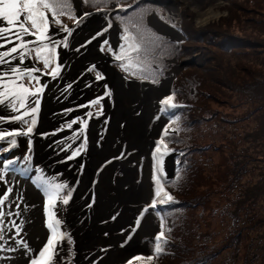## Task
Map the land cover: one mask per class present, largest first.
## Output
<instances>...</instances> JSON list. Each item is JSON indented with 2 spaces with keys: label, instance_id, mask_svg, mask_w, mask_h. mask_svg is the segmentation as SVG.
<instances>
[{
  "label": "bare ground",
  "instance_id": "obj_1",
  "mask_svg": "<svg viewBox=\"0 0 264 264\" xmlns=\"http://www.w3.org/2000/svg\"><path fill=\"white\" fill-rule=\"evenodd\" d=\"M77 1L79 17L88 13L87 19L94 16L100 21L103 16L107 19L102 23L95 20L89 27H83L82 22L60 28L50 22L43 39L37 35L24 37L29 42L28 49L50 42L56 48L57 61L52 73L47 72L30 51L23 59L18 52L0 62V91H19L18 84L26 86L22 81L24 78L31 79V82L37 79V88L26 86L28 89L36 91L43 88L38 94L39 113L33 133L17 139V150L21 156L27 151L35 158L36 164L23 166L15 163L10 168L15 167L18 169L16 173L36 180L37 184L43 176L67 185L65 191L71 190L69 203L57 202L53 210L60 220L59 231L65 235L68 230L75 240V264H119L129 256L147 251L148 245H143L141 240L145 237L153 239L159 230L151 214L138 225L135 221L154 194L152 153L164 136L163 130L169 121L163 115L159 119L156 117L159 115V101L170 93L172 78L151 86L118 73L112 66V62L117 65L116 59L100 48L105 41H110L113 46L117 43L115 36L119 30L111 12H85L81 1ZM197 4L200 3L195 2L194 5ZM173 8H178L175 3ZM213 8L214 5L200 11L198 23L213 21L219 14ZM5 26L6 22H0V27ZM66 29L71 31V35ZM101 32L102 35L97 36ZM167 32L175 34L173 30ZM8 35L14 43L0 39V53L19 47L16 37L11 33ZM86 41L91 42L82 47ZM12 68L20 69L21 73L12 72ZM34 69L40 71H32ZM93 69L100 70L103 79H97ZM175 71L173 68L170 76ZM28 72L31 76L23 75ZM109 91L110 97L107 96ZM36 98L24 94L28 107ZM88 113L93 115L88 116ZM19 114L13 111L11 104L0 105V117ZM82 122L87 123V143L74 158H69L81 148L84 137H78L76 133L83 128ZM69 123H72L71 128L67 127ZM22 124L21 121L5 119L0 122V131H23ZM161 148L164 153V145ZM1 156L0 153V167L4 168L9 160L17 162L14 155L9 158ZM172 156V152L164 154L166 176L174 167ZM12 174L13 171L6 170L3 180H0V194L12 188L4 207L6 215L0 221L4 228L0 245L6 248L3 252L0 247V264H30L32 259H39L40 250L51 236V232L48 235L45 229L47 198ZM22 242L31 251H26ZM61 244L55 263L66 256L65 242Z\"/></svg>",
  "mask_w": 264,
  "mask_h": 264
},
{
  "label": "rangeland",
  "instance_id": "obj_2",
  "mask_svg": "<svg viewBox=\"0 0 264 264\" xmlns=\"http://www.w3.org/2000/svg\"><path fill=\"white\" fill-rule=\"evenodd\" d=\"M160 1L167 4V6L171 2L169 6L170 8L166 7V9L163 6L153 5L157 2L156 0H131L126 6H117V9L121 8L119 13L113 15V21L119 30L117 37L115 36L117 43L113 46L110 41H105L102 46H100L101 51L114 58L113 54L115 50H118L119 48L118 55L124 57L123 60L127 61L129 57V49L126 50V47L129 42L124 40L123 37L125 35L138 37L136 43L141 45V51L138 54L131 53V56L135 57L141 55L144 58L143 72L146 79L149 81L144 83L151 86L160 85L171 77L172 84L170 93L166 94V96L174 93L175 100L178 99L179 103H184L186 102V96H183L182 92H180L183 85L182 81H186V78L206 76L211 81V84H207L206 91L212 96L206 99L200 95L198 108L203 106L201 108L203 112L207 111V114L217 113L218 117L212 121L209 120L208 123H204L201 126L195 125L194 127H190V124L187 123V119H191L188 107H178L181 111L176 108L172 110V112L165 114L159 112L158 117L161 118V115H163L168 120L170 118V122L174 116H179V118L181 114H185L186 116L185 120L184 116L181 120V131L178 133L174 131V124L170 123V134L163 136V140L167 143L170 149H175L173 152L175 155L177 147L182 148L184 144L191 146L196 142L198 148H195L193 152H191V155L187 157L190 166L196 164L195 172L193 167H191L188 173L182 177L180 182L175 187L171 188V191L174 196L181 192L180 194H183L186 200L189 197H191L192 200L198 198L195 203L199 202L201 207H195L192 211L186 210L185 212L180 213L182 221L184 220V226L174 227L177 216L174 211L169 210V208H171L170 206H167L168 208L166 211H161L159 213L157 212L158 209H149V212L140 219V222L143 221L146 216L151 214L155 218V224L159 227L156 234H158L163 228L165 235H181L185 238H188L187 236L191 224L197 222L202 225V230L198 234L207 236L210 244L216 245V248H214L213 251H218L223 249V246L229 242V238L225 236V233L230 225V220L228 214L222 217L215 215L212 216L211 209L218 206L221 212L227 210L228 213V203H230L229 193L222 196L221 192H223V187L226 189L229 178L233 177L230 173H237L239 171L240 174L243 172V177L241 181L238 182L239 187H235L237 194L240 196L236 198L235 204L246 201L244 204L251 206L252 209L253 200L256 199L259 203L255 207L260 209V213L264 214V110L260 111L257 113L258 115L256 114L250 119L244 118L248 114L258 111L259 107L261 109V105L264 103V85L263 90L260 92L256 90L257 92L253 99H251L253 100L251 102H249L244 96L243 91H240L239 93L237 92L236 86L239 84L238 79L242 76H245L247 82L251 83L248 79H253L254 76L252 75V71L259 76V79H264V0ZM96 2L98 3L99 0H96ZM195 2L202 3V5H194ZM70 3L73 8V1L70 0ZM174 3L178 7L177 9L173 8ZM99 5H104V3H100ZM213 5V10L219 13L217 17L206 24L198 23L199 12L207 10L208 6ZM113 8L115 9V7ZM97 11L107 10L98 8ZM129 11L131 12L129 13ZM154 13L160 18V20L168 25L173 27L174 24L177 29H180L182 25H185L199 34L209 31L212 33L211 37L217 36L219 41H222L224 39V34H226L228 39H239L249 45H240L233 49L223 51V48L220 47V45L215 44L213 41V43L209 45L203 41H187L186 37L185 40L179 38L172 39V37H167L163 34L164 37L152 29V27H154L153 25H150L152 22L150 17ZM73 16H77L76 9L74 10ZM58 19L61 22V25H59L60 28H67L76 24L75 19H70L67 15L59 16ZM86 19L83 21V27H89L93 22H96L95 20H98L99 17L94 16ZM102 19V21L99 19L97 22L102 23L107 18L103 16ZM51 24L53 25L52 22ZM157 25L158 24H156V26ZM160 26L158 25V27ZM142 31L147 34L159 35L162 39L154 45L151 42V39L147 36L144 39H139ZM178 31L180 32V30ZM37 36H39V34H37ZM119 41H121V43H119ZM251 41L256 42L254 47L250 46ZM49 45H51V42ZM34 49L35 47L32 48V50ZM45 52L41 54V58L38 59L36 57V59L47 72L52 73L56 66L57 55L55 56L54 63L50 61L46 68L43 63ZM33 53L35 54L34 51H30V54L33 55ZM206 53L210 57L206 56L205 58ZM216 57L222 59L224 66L229 64L230 69L226 71V73H222L221 71L218 72L215 66L216 64L211 62V58L215 59ZM205 59H207L208 62H206ZM185 62L189 63L185 65L183 64ZM237 65H240L242 70H238L236 71L237 73H235V66ZM112 66L118 73H125V71L120 69L115 62H112ZM130 67H132L134 74L138 73L139 67L136 66L135 63L131 64ZM173 68H176V71L170 76ZM92 73L95 76H102L101 71L98 69H93ZM223 75H226L227 78H229V84L226 86H220L216 83L218 77ZM126 78L130 79L128 76ZM35 80L31 82V79L24 78L22 81L26 86L36 89L37 86L35 85ZM153 81L157 82L154 83ZM207 114L200 115L199 112L196 111L194 116L202 119H209L206 118ZM222 119L224 122H222ZM231 119H240L242 122L238 125L233 123L231 126L234 129H232L230 125L225 122L231 121ZM21 127L23 130H26L27 126L22 124ZM175 135L176 137L174 139ZM18 138L20 139L22 136L15 137L16 140ZM9 139L11 138H6L5 141H0V146H2L0 148V153L2 154L1 157L9 158L11 155H14L17 159L16 163L23 166L33 162L36 164L35 158L30 156L27 151L21 156L20 152L17 150L18 141L17 146L12 147L8 142ZM177 139H180L179 144L177 143ZM204 146H211L212 148L205 151L203 148ZM165 152L169 153L171 151L167 149ZM175 155L172 156L174 164L173 170L166 176L167 187L169 189L170 181L173 176L172 174L176 169ZM256 157H259L262 160L257 161L255 160ZM5 171V168L0 167V173L4 174ZM12 175L17 179L28 183L31 189H34L43 195L41 185L37 184L35 182L36 180L16 172H13ZM232 179L235 181V177ZM189 188H191V193H189ZM166 190L168 191L167 188ZM150 200L151 199L149 198L146 206L150 203ZM202 203H204V205H202ZM140 216L141 213L138 215V218ZM137 221L138 219L135 221L136 225L140 223H137ZM247 224L252 226L250 221H247ZM45 229L49 235L50 230L46 226V220ZM246 234L249 235V240L243 242L242 249L241 246L238 248L240 250V264H242L244 259L245 261L243 264H264V219L260 220L259 223L250 231H247ZM65 237L66 256L60 260L56 258L58 262H54L55 264H75V240L68 230L65 232ZM68 237L70 239L67 240ZM133 237L131 239H133ZM141 243L143 245H148L147 251H141L135 255L129 256L119 264H128L129 261H132V264H158L157 253L154 251V238L145 237L141 240ZM256 245H259V249L258 251L256 250L257 255L254 257L255 260L250 258V261H247V255L249 253L247 247H252L253 250ZM163 246L164 245L162 244V248ZM0 247L3 252L6 251L4 245L1 244ZM230 252L231 251L227 249L222 254V258L232 256ZM234 253L236 254V250ZM136 256H143L145 259L133 261V258ZM148 256H154V258L148 260ZM238 258L239 256L236 257L231 264H238L236 261ZM220 260L221 259H219L216 264H225L224 262H219ZM159 264L163 263L161 262ZM164 264L168 263L165 262Z\"/></svg>",
  "mask_w": 264,
  "mask_h": 264
},
{
  "label": "snow or ice",
  "instance_id": "obj_3",
  "mask_svg": "<svg viewBox=\"0 0 264 264\" xmlns=\"http://www.w3.org/2000/svg\"><path fill=\"white\" fill-rule=\"evenodd\" d=\"M85 2L93 3V0H85ZM48 12H50L52 15V21L56 23L60 22L58 19L59 16L67 15L68 18L75 19L76 22L79 24L82 23L83 19H85L89 15L88 13H85L82 17H74L71 14L72 6L70 0H0V22H6L5 27H0V39H5L8 43H14V41H12L10 36L8 35L9 33H11V35L15 36L16 39L20 42L19 47H12L10 51L0 53V62H3L5 57L11 56L18 52L21 53V59H23V57L28 54V51H34L36 57L39 59L43 52L47 51L50 53L52 51V49L48 48L46 44L43 47H38L34 50L28 49L29 42L24 40L25 36H35L37 34H39V37L41 39L44 38V33L49 27V17L46 14ZM173 27H175L174 24ZM66 32H68V35H71V31L66 29ZM99 35H102V32L97 33V36ZM146 36L151 39V42L154 45H156L157 42L162 39L159 35L147 34L143 31L139 39H144ZM123 39L129 42L127 44V48L129 49L128 60L124 61L120 55H117L116 59L118 61H121L120 67L127 72L129 70V67L131 66V60L133 59L131 53L138 54L141 51V45L139 43H136V40L138 39V37L136 36L125 35ZM90 42L91 41H86L85 45H82V47L86 46V44ZM50 61V55L44 57L43 63L46 68L48 67ZM32 71H40V69H34ZM12 72L20 74L21 70L18 68H12ZM23 75L31 76V72L25 73ZM97 79H103V76L97 75ZM153 82L155 83L157 81ZM17 87L19 88V91H17L16 89H6L4 91H0V105H3L5 103L11 104L13 111L20 113L19 115H15L9 118L0 117V122H4L5 119L10 122L21 121L24 125L27 126L26 130L23 131H0V141H5L6 138H11L8 140V142L11 144L12 147L17 146V140L15 139V137H18L20 135H30L33 133V128L37 124V116L39 113L40 101L38 94L43 91L42 87L40 89H37L36 91L30 90L22 84H18ZM24 94H29L37 97L34 100L32 106L28 107L25 104ZM107 96H111L110 91L107 93ZM174 101V93L161 99L159 101V112L165 114L172 112V110L178 107H181V105H178ZM97 103H99V100H97ZM21 109L26 110L21 112ZM92 115V113H88V116ZM29 116L31 117L30 119H25V117ZM156 118L159 119L160 117ZM72 123H76V121H73ZM72 123H69L67 127L71 128ZM82 123L83 128L76 133L78 137L81 135L84 137L83 142L81 144V148L76 149L73 153V156L69 158H74V156L78 154L87 143V123ZM171 123L178 124L179 116H174L171 120ZM170 127V124L165 126L163 130L164 136L170 134ZM175 131H178V129H176ZM161 145H164V149L167 150V145L165 144L163 137L157 142L156 147L152 153L154 160L152 174L154 194L150 200V203L141 210V216L138 218L137 223H139L140 219H142L143 216L149 212V209L156 210L164 205L176 203L174 197L170 194V192L166 190L168 184L167 177L163 169V158L164 154H167V152L162 153ZM180 155H183V153H180ZM119 158L121 157H117V159ZM15 163L16 162L14 160H9L4 165L5 170H11L13 172L18 171V169H16L15 167L10 168V166L15 165ZM180 163L181 162L179 160L176 161L177 171L172 186H175L176 183L180 179H182L181 173L184 171V169L179 167ZM0 180H3L2 173H0ZM40 185L43 195L47 198V203L45 204V214L47 217L46 226L49 228L51 236L47 239V242L43 246V249L40 250L39 259H32L30 261V264H54V258L58 255L59 250L62 247L61 242L64 241L66 237L62 231H59L60 220L57 219L56 212L53 209L55 208L57 202H61L64 205H67L69 203L71 198V190L65 191L68 187L67 185L45 179L43 176L40 177ZM11 192L12 188L9 187L4 191V193L0 194V221H3L6 215L4 207L6 205V201L9 200ZM16 215H19V213H16ZM12 224L13 226H16L15 221H12ZM3 231L4 228L2 225H0V240L3 239ZM164 236L165 233L162 228L161 231L154 237V251L157 254L163 251L162 244L166 243ZM22 247L26 251H31V249L28 248L27 244L23 242ZM153 258L154 256L147 257L148 260H152ZM143 259H145V257L136 256L133 258V261ZM128 264H132V261H129Z\"/></svg>",
  "mask_w": 264,
  "mask_h": 264
},
{
  "label": "trees",
  "instance_id": "obj_4",
  "mask_svg": "<svg viewBox=\"0 0 264 264\" xmlns=\"http://www.w3.org/2000/svg\"><path fill=\"white\" fill-rule=\"evenodd\" d=\"M101 1L102 3H104V5H99V8H108L113 3H117V4L121 3L120 0H101ZM180 32L187 38V41H197V42L203 41L209 45H211L214 42L215 44L220 45V47L223 48V51L233 49L234 47H238L240 45H249V44H245L239 39H234V38L228 39L227 38L228 36L226 34H224V39L222 41H219L217 39L218 38L217 36L211 37L212 33H210L209 31L203 34H199L198 32L196 33L191 28L185 25H182V27H180ZM255 44L256 42L251 41L250 46L254 47ZM127 49L128 48L126 47V50ZM206 56L209 55L206 53L205 58ZM205 60L206 62H208L207 59ZM211 62H214V64H216L215 66L218 72L221 71L222 73H226V71L230 69L229 64H226L224 66L222 59L219 57H216L215 59L211 58ZM238 70H242L240 65L235 66V73H237L236 71ZM252 75L254 76L253 79H248L251 81V83H248L247 78L245 76H242L240 77V79H238L239 84L238 85L235 84L237 86V92L239 93L240 91H243L244 96L248 99L249 102L253 101L251 99H253L254 95L256 94L257 92L256 90L260 92L261 90H263V85H264V79H259V76H257L256 73L253 71H252ZM182 82L183 85L182 88L180 89V92H182L183 96H186V102L180 104H183L182 107L185 108L188 107L191 116V119L190 118L187 119V123L190 124L189 126L190 127H194L195 125L201 126L204 123H208L209 120L212 121L215 118H217L218 117L217 113L207 114L208 113L207 111L203 112V110L201 109L203 106L198 108L200 95L206 99L212 96L209 92L206 91L207 84H211V81L206 76H196L192 78H186V81H182ZM216 83L220 86H226L229 84V78H227L226 75L219 76L218 79L216 80ZM175 101L176 103H179L178 99H176ZM178 109L181 111L180 108ZM262 110H264V103L263 105H261V109L259 107L258 111L250 113L244 118L250 119ZM196 111H198L200 115L207 114L206 118L209 119H202L200 117H195L194 115ZM183 115L185 120L186 116L185 114ZM222 122H224L223 119ZM225 122L228 123V125H230L232 129H234L231 125L233 123L238 125L242 122V120L231 119V121H225ZM177 140H178L177 143L179 144L180 139ZM188 146L189 145L184 144L182 148H178V147L176 148V152L183 153V155L178 154L179 156L178 160L181 162L179 167L184 169V171L181 173L182 177L188 173L191 167H193V170L195 172L196 164L190 166L187 157L191 155V152H193L195 148H198V145L196 142H194L193 145L189 147ZM203 148L206 151L211 149L212 147L204 146ZM255 160L260 161L262 159L256 157ZM242 173L243 172L239 174V171L237 173L236 172L230 173L231 176L235 177V181L232 179L233 177L229 178L226 189L223 187V192H221L222 196L225 195L226 193H229L230 203H228L229 205L228 213L227 210H223V212H221L218 206L213 207L211 209L212 216L215 215L222 217L228 214L230 225L225 233V236L229 238L228 244L224 245L223 249H220L218 251H213L214 248H216V245L210 244L209 238L207 236L204 235L202 236L198 234L202 230L201 227L202 225L195 222V224H191L189 234L187 236L188 238H185L181 235L173 236L172 234H166L164 236L166 243L163 244L164 245L163 251L157 254L158 264L161 262L163 264L165 262H167L168 264H173V263L174 264H216V262L219 259H221L219 262H224L225 264L226 263L231 264L234 261V259L238 256L239 258L236 259V261L238 262V264H240V250L238 248L241 246L242 249L243 242L249 240L248 239L249 235L246 234V232L250 231L254 226H256L259 223L260 220L264 219V214L260 213L259 208L255 207L259 203L256 199L253 200L252 209L251 206L244 204L246 201L235 204V200L239 196L237 194L235 187L237 188L239 187L238 182L241 181L243 177ZM174 180L175 179L172 180V184ZM180 180L176 183V185L180 182ZM190 189L191 188H189V193L192 192ZM180 193L176 196L173 195L176 203L169 204L171 205L172 209L174 210V213L177 216L174 227L184 226L183 223L184 220L182 221L180 213L185 212L186 210L192 211V209H194L195 207H201V204L199 202L195 203V201L198 198L196 200H192L191 197H189L186 200L184 198V195ZM202 205H204V203H202ZM247 221H250L252 226L248 225ZM247 248L249 249V253L247 255V261H250V258L255 260L254 257L257 255L256 253L259 249V245H256L255 249L253 250L252 247L248 246ZM227 249L231 251L230 254L232 256L222 258V254ZM235 250H236V254L234 253ZM244 261L245 259L243 260L242 264L244 263Z\"/></svg>",
  "mask_w": 264,
  "mask_h": 264
},
{
  "label": "water",
  "instance_id": "obj_5",
  "mask_svg": "<svg viewBox=\"0 0 264 264\" xmlns=\"http://www.w3.org/2000/svg\"><path fill=\"white\" fill-rule=\"evenodd\" d=\"M158 25H161V27L155 26L157 28V30L160 33L166 35L167 37L183 39V36L178 31H176L174 28L168 26L167 24L162 23V22H158ZM167 30L168 31L173 30L175 34L171 35L170 32L169 33L167 32Z\"/></svg>",
  "mask_w": 264,
  "mask_h": 264
}]
</instances>
